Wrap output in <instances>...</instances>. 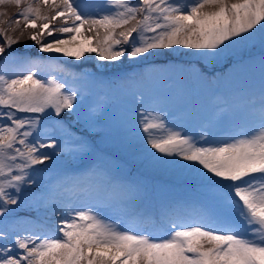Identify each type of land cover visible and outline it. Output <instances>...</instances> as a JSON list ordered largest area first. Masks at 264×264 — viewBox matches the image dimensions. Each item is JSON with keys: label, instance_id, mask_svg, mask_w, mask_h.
Wrapping results in <instances>:
<instances>
[{"label": "snow or ice", "instance_id": "6c2138e0", "mask_svg": "<svg viewBox=\"0 0 264 264\" xmlns=\"http://www.w3.org/2000/svg\"><path fill=\"white\" fill-rule=\"evenodd\" d=\"M4 5L17 11L0 7V264H264V0ZM25 39L40 58L15 48ZM257 44L258 94L209 89L177 115L187 89L218 80L208 75L217 64ZM177 48L194 59L163 81L105 75ZM119 96L143 163L175 170L194 196L154 202L145 185L112 174L95 138L113 127L104 117ZM84 157L94 166L69 174L64 162Z\"/></svg>", "mask_w": 264, "mask_h": 264}, {"label": "rangeland", "instance_id": "374dc122", "mask_svg": "<svg viewBox=\"0 0 264 264\" xmlns=\"http://www.w3.org/2000/svg\"><path fill=\"white\" fill-rule=\"evenodd\" d=\"M0 7L5 8L10 15L17 11L16 7L12 5ZM25 44L30 46L27 51L28 55L34 56V54H38L37 49L31 47L32 41L30 39H25L15 45V48L23 52ZM184 51L177 48L167 57L163 55L155 57L154 59L157 62L155 68L152 65L138 66L132 62L109 65L108 70L110 68L112 71H107L105 75L115 77L125 73L132 74L143 71L151 73L154 80L163 81L169 74L168 70L194 59V57L184 55ZM43 56L47 57V54H43ZM259 57L260 49L257 44L255 48L251 47V45L247 48H241L234 52L229 60H222L216 67H225V70L213 75L218 80H213L210 85H193L187 89L186 97L176 100L173 107L177 111V115L184 116L193 106L199 107L203 104L208 96L209 89L219 87L222 91L229 94L239 91L243 95L259 92L262 77ZM60 63L64 62L60 61ZM94 65L95 60L91 59L84 61L82 67L92 69ZM209 77L211 78L210 75ZM128 107L129 101L126 97L119 96L113 99L104 117L113 127L101 125L96 129V131L100 132V135L95 138V143L112 174L123 182L138 181L145 185L150 199L154 202L180 200L194 196L195 190L191 181L182 177L175 170L165 166L149 167L143 163L142 147L131 141L124 131L126 125H123L122 122ZM81 163L85 167L92 164L94 166L95 158L84 157L70 162L65 161L64 167L68 171L74 164Z\"/></svg>", "mask_w": 264, "mask_h": 264}, {"label": "bare ground", "instance_id": "6f19581e", "mask_svg": "<svg viewBox=\"0 0 264 264\" xmlns=\"http://www.w3.org/2000/svg\"><path fill=\"white\" fill-rule=\"evenodd\" d=\"M91 59H92V58H87V57H86L84 61L86 62V61H89V60H91Z\"/></svg>", "mask_w": 264, "mask_h": 264}]
</instances>
